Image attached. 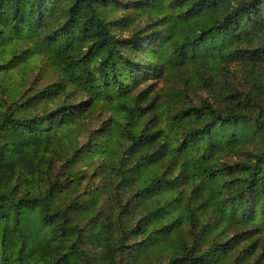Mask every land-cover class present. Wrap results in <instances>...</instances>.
Segmentation results:
<instances>
[{
  "label": "trees",
  "instance_id": "1",
  "mask_svg": "<svg viewBox=\"0 0 264 264\" xmlns=\"http://www.w3.org/2000/svg\"><path fill=\"white\" fill-rule=\"evenodd\" d=\"M174 1L162 20L153 14L166 13V0H0V240L9 234L14 244L29 214L57 236L32 240L30 264H222L235 238L255 241L264 230L260 94L244 104L249 113L185 107L169 125L189 129L180 141L154 121L148 97L132 93L139 75L163 78L162 66L199 58L213 73L225 60L256 69L264 0ZM145 17L147 25L134 23ZM159 24L180 34L165 63L155 49ZM36 56L42 66L30 61ZM260 134L245 162L214 166L207 157ZM225 184L243 215L217 197Z\"/></svg>",
  "mask_w": 264,
  "mask_h": 264
},
{
  "label": "rangeland",
  "instance_id": "2",
  "mask_svg": "<svg viewBox=\"0 0 264 264\" xmlns=\"http://www.w3.org/2000/svg\"><path fill=\"white\" fill-rule=\"evenodd\" d=\"M123 1V0H121ZM232 6H236L239 0H230ZM249 1V0H241ZM177 4L174 0H166V13L163 15L153 14V17L164 20L165 17L172 15L176 10ZM126 12L123 11L120 14L126 16ZM135 24L145 26L149 23V19H136ZM161 34L155 41V49L158 50L157 58L161 59L164 63L167 61L166 52L174 53V44L180 37L175 29L167 25L163 29V24L158 26ZM174 31L172 42L167 43V38L170 37ZM153 34L155 32L153 31ZM130 32L125 31L124 36H129ZM152 35V34H151ZM153 36H151L152 38ZM145 58L146 56H142ZM34 67L43 65V58L36 56L30 58ZM203 58H199L194 63H188L185 67H180L176 70L170 65L163 69V78H156L150 74H142L136 78L138 83L135 85V89L132 93H144L148 97V101L152 102L156 111L151 113L152 117L155 116L154 121L160 123L163 128H169L172 130L173 135L178 137L180 141L185 139V136L189 133L182 130L184 126L175 124L174 127H169L172 117L178 115L185 107H202L205 102L210 103L215 110L222 112L232 111L233 113L251 112L244 111V104L249 105L250 97H253L256 93L260 94L264 99V63L253 69L245 61L238 59L235 61L225 60L219 65L214 73L209 70L208 67L202 64ZM48 74H50L48 72ZM203 75L208 80V86H204L200 83V78ZM50 79L44 80L48 82ZM41 81V82H44ZM178 91L180 97L175 94ZM236 94L235 101L231 100L232 94ZM109 115V114H108ZM88 137L82 134L79 139L86 141ZM261 140V134L257 136L252 143L240 146L237 150H231L221 152L216 150L210 158L211 163L216 166L217 164H230L245 162L249 159L250 152H257L260 149L259 142ZM179 172H175V175H179ZM221 195H217L220 199H226L229 213L231 210L235 211L236 215H243L244 209L241 203L236 200H229L234 196L233 189L225 184L221 188ZM189 191V190H188ZM215 199H213V204ZM249 206L253 205V201H249ZM211 207V206H210ZM208 207V208H210ZM59 227V226H58ZM60 229V227H59ZM12 231H10L11 233ZM19 232L21 234H19ZM19 236L16 241L12 242V237H8L9 234L2 235L0 240V264H16L13 253L19 256L23 255V264H30V257L33 256L35 247L32 240L40 239L41 243L55 242L57 236L52 227L43 224L42 221L36 222L34 216L29 214L21 223L20 231H16ZM255 241L248 240L246 237L235 238L237 242L233 248L232 258L226 263L222 264H264V230H257L253 232ZM216 235H221L216 233ZM8 237V238H7ZM250 249V254L245 253V249ZM69 246H66L62 250L64 253L70 254ZM70 260H75L77 263H81V259L78 255H72Z\"/></svg>",
  "mask_w": 264,
  "mask_h": 264
}]
</instances>
